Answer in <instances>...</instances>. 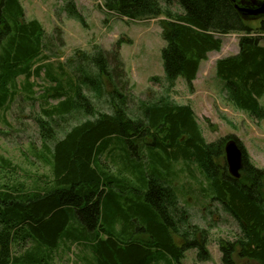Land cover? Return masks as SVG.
I'll use <instances>...</instances> for the list:
<instances>
[{"label":"trees","instance_id":"16d2710c","mask_svg":"<svg viewBox=\"0 0 264 264\" xmlns=\"http://www.w3.org/2000/svg\"><path fill=\"white\" fill-rule=\"evenodd\" d=\"M236 4L102 0L123 20L161 18L166 92L134 101L123 40L113 51L75 50L55 74L38 63L65 45L62 27L48 35L38 20L25 21L20 0H0V111L20 93L38 104L43 151L37 156L49 169L22 178L0 157V264H55L63 245H79L84 264H180L189 250L208 261L209 232L193 223L174 184L186 171L200 198L239 227L233 240H220L222 264H237L236 257L264 264V169L251 163L235 136L208 143L193 108L170 95L180 78L192 87L202 62L221 51L223 37L238 34V53L217 60L216 75L234 108L264 121V17L253 28ZM63 11L85 24L75 2ZM43 71L50 84L39 94L30 79ZM230 139L243 151L240 178L226 165ZM105 156L115 170L103 163Z\"/></svg>","mask_w":264,"mask_h":264},{"label":"rangeland","instance_id":"374dc122","mask_svg":"<svg viewBox=\"0 0 264 264\" xmlns=\"http://www.w3.org/2000/svg\"><path fill=\"white\" fill-rule=\"evenodd\" d=\"M69 1L75 2L85 19V24L70 18L63 11V7ZM20 2L25 10L26 22L38 20L48 35H51L57 26L62 27L64 31L65 45L55 47L56 55H50L49 59L38 64L49 65L53 69L52 72L58 74L60 66L74 55L75 50L92 52L94 46H99L107 51H113L116 49L117 41L123 40L120 54L136 97L134 101L146 99L153 93L162 95L166 92L162 59L165 42L159 25L161 18L136 22L123 20L106 11L102 6V0H20ZM259 23V20H252L250 25L257 28ZM239 37L238 34L224 36L221 51L210 53L207 61L202 62L192 87L180 78L171 89L170 95L177 104L190 105L193 108L208 143L235 136L243 143L251 163L259 169H264V121H258L234 108L223 93L222 80L216 75L217 60L238 53ZM262 44L264 45V38ZM154 77L162 80L152 81ZM24 82V76L18 78L20 88ZM30 82L37 85L35 91L39 94H42L43 88L50 84L45 71L39 77H32ZM260 102L264 105V98ZM39 112L38 104H34L26 93H20L9 109L0 111V157L9 159L17 167L18 177L49 173L48 167L37 156L43 151V140L35 123ZM102 160L105 165L115 170L108 157L105 156ZM180 168L181 165L176 166L178 171ZM2 170L0 162V183L4 179ZM5 175L12 174L5 172ZM191 183L193 181L188 171L180 172L174 182L180 196L182 195V199L186 200L191 208L193 223L209 232L210 259L199 261L197 250H189L184 252L180 264H222L220 240H233L239 233V227L230 216L215 210L214 205L201 199L198 186ZM82 258L83 250L79 245H63L54 255V263L84 264ZM235 259L237 264H258L238 257ZM158 264L167 263L162 260ZM171 264L176 263L172 261Z\"/></svg>","mask_w":264,"mask_h":264},{"label":"water","instance_id":"95a60500","mask_svg":"<svg viewBox=\"0 0 264 264\" xmlns=\"http://www.w3.org/2000/svg\"><path fill=\"white\" fill-rule=\"evenodd\" d=\"M236 7L243 14L245 20H259L264 17V0H233ZM228 172L234 178L241 177L243 167V151L236 140L230 139L224 147Z\"/></svg>","mask_w":264,"mask_h":264}]
</instances>
